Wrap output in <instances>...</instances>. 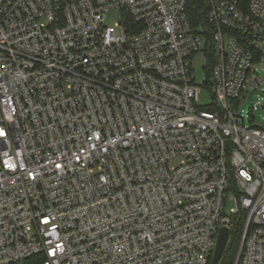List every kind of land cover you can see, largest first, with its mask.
<instances>
[{
  "label": "built area",
  "instance_id": "2783aa9c",
  "mask_svg": "<svg viewBox=\"0 0 264 264\" xmlns=\"http://www.w3.org/2000/svg\"><path fill=\"white\" fill-rule=\"evenodd\" d=\"M188 2L0 0V264H264V0Z\"/></svg>",
  "mask_w": 264,
  "mask_h": 264
},
{
  "label": "rangeland",
  "instance_id": "374dc122",
  "mask_svg": "<svg viewBox=\"0 0 264 264\" xmlns=\"http://www.w3.org/2000/svg\"><path fill=\"white\" fill-rule=\"evenodd\" d=\"M117 22H118L117 14L115 12L110 13L107 18V25L114 28ZM207 63H208L207 58L204 56L203 53L197 54L194 58L193 73L196 76V81L198 83H202L206 78L205 66H207ZM258 68H259V74L264 81V64H260ZM257 100L260 102L261 105H264V84L261 86L259 91L250 94L249 99L244 106L245 112L247 113L252 111L254 117L253 119L252 118L246 119V124L250 125L251 120H253L255 125L264 127V108H262L261 105H257L258 107L257 110L252 109L256 105V102H258ZM200 102L203 105H208L212 103L211 93L207 88H204L202 93L200 94ZM233 207H234L233 203L228 201L226 208L227 211L230 212V210L233 209Z\"/></svg>",
  "mask_w": 264,
  "mask_h": 264
},
{
  "label": "trees",
  "instance_id": "16d2710c",
  "mask_svg": "<svg viewBox=\"0 0 264 264\" xmlns=\"http://www.w3.org/2000/svg\"><path fill=\"white\" fill-rule=\"evenodd\" d=\"M206 5L204 0H189L187 6V15L194 27H198L205 23L206 20ZM240 236L234 238L226 248L220 264H235L239 247H240ZM45 258L43 255L32 257L24 262L16 264H43Z\"/></svg>",
  "mask_w": 264,
  "mask_h": 264
},
{
  "label": "water",
  "instance_id": "95a60500",
  "mask_svg": "<svg viewBox=\"0 0 264 264\" xmlns=\"http://www.w3.org/2000/svg\"><path fill=\"white\" fill-rule=\"evenodd\" d=\"M229 236H230V232L228 229H223L221 231L218 239L217 247L213 256L212 264H220V261L223 257V254L228 244Z\"/></svg>",
  "mask_w": 264,
  "mask_h": 264
}]
</instances>
